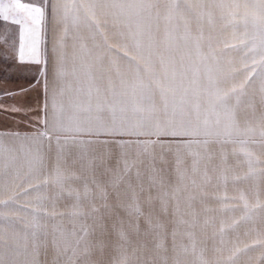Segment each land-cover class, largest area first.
Returning a JSON list of instances; mask_svg holds the SVG:
<instances>
[{
  "label": "snow or ice",
  "instance_id": "obj_1",
  "mask_svg": "<svg viewBox=\"0 0 264 264\" xmlns=\"http://www.w3.org/2000/svg\"><path fill=\"white\" fill-rule=\"evenodd\" d=\"M162 7L165 27L164 39L161 41L157 39V34L160 30ZM217 10L220 12V22L231 30L232 39L231 42L224 41L223 47H220L219 43H213L216 37L209 33L205 51L203 31L199 36H191L189 17L195 11L198 20L207 17L208 24L214 26L217 22ZM0 20L18 26L19 62L35 64L42 62V33L46 20L51 22L55 56L54 86L67 74L69 54L66 40L71 32L76 42L73 45V63L79 58L81 70L90 80L86 92L77 89L75 96L69 99V110L65 109L63 103L57 102L54 92L51 115L45 113L43 128L31 136L13 133L7 138L12 144H6L5 137L0 136V158L7 157L9 164L23 159L28 166L24 182L16 185L7 199L0 198V264H38L35 259L39 249L37 240L42 238V233L47 228L46 217L49 216L46 203L51 202V215L55 217L59 194L65 190L69 196L75 191V202L70 215L85 218L79 228L73 227L70 233L76 245L71 249L72 256L76 255L82 242L85 245L84 253L87 254L91 248L89 238L97 228L101 231L105 229L104 215H97L101 208L97 206L95 196L89 199L88 184L85 183L83 194L71 187L77 178L73 169L82 163L84 154L81 153L80 158L72 156L66 151L69 144L91 145L101 142L99 138L102 136L134 137V140L117 141L121 148L134 145L139 151L137 159L131 163L125 154L123 169H119L118 165L116 182L125 174L130 175L137 162H143L140 157H148L152 161L149 167L154 174L149 176L147 202L151 203V188L158 184L161 189V204L166 210L175 201L176 212H179L178 194L182 190L188 191L190 187L186 183L189 177L183 159L185 154L192 157L191 187L198 189H206L211 183L209 165L216 159L214 149L217 147L221 164L227 159L225 146L231 144L234 146L233 152L238 146V150L244 153L249 173L255 171L256 158L247 149L248 140L245 138L256 136L257 129L250 122L251 119H256L259 147L264 151V0H193L192 3L187 0H9L4 3V0H0ZM179 21H183L182 33ZM189 40L192 41L191 49L186 54L181 53L177 59L180 41L187 47ZM76 44L79 45L78 51ZM234 52L243 53L239 57V67L236 66ZM85 58L91 63H87ZM93 67L106 72V76L102 77L107 79L106 88L94 86L92 81L95 78L91 75ZM75 70L74 68L73 71ZM41 74H44V70ZM45 90H48L47 80ZM257 92L260 97L258 117L257 109L253 107ZM63 94L64 90L61 89L59 95ZM246 96L251 98L247 106L252 111L250 116L245 115L242 123L238 106L241 98ZM104 113L110 114V117H105ZM83 137L96 139L85 140ZM141 137L148 139L142 140ZM152 137L155 139H151ZM16 142L20 144L19 149L15 146ZM102 143L106 144L107 141ZM157 146L161 157L165 148L169 152L174 149L177 183L170 192L165 189L164 177L155 173ZM202 163L204 167L201 172ZM182 164L185 165L183 169ZM19 175L17 170L15 176ZM140 175L137 168V179ZM261 177L264 179V172ZM218 179L226 183L228 177L222 172ZM93 183L97 185L102 207L107 211L108 193L95 178ZM129 187L132 185L129 184ZM139 187L143 191V183ZM4 188L0 184V191ZM53 190H58V193L50 195ZM204 194H207L206 191ZM28 198H34L37 203L21 204V201ZM217 198L223 202L227 199V194ZM195 199L196 195L190 192L189 209ZM238 199L243 201L245 210L240 219H250L251 206L243 192ZM257 206L264 211V205L259 201ZM127 207L137 217L144 215L135 189ZM27 208H31V212L25 211ZM86 208L90 210L86 211ZM59 215L62 217L63 213ZM189 215L191 220L181 217L178 223L194 228L196 213L191 211ZM12 216L25 218L19 221L23 223V231L11 219ZM88 218L92 220V224L87 223ZM145 221L151 229L163 227L158 220H154L151 212L145 216ZM118 223L121 225L118 229L120 239L126 240L123 221ZM236 223L238 221L235 220L231 224L222 221L220 233L223 234L226 227L233 228ZM116 227L114 223L113 228ZM56 232L61 237L65 236V230L59 226ZM184 234L188 237L189 245L180 247L187 253L190 246L195 253L193 232L186 231ZM172 235L175 247L176 232L173 231ZM20 240L24 241L25 250L29 240L32 241L31 260L17 259L21 254L18 251ZM223 242L221 238V243ZM6 243L15 247L5 249ZM68 250L69 245L66 243L63 253L66 254ZM57 251L59 255L58 245ZM241 251L243 249H234L227 258L229 264H237L236 257ZM66 264H73L71 256L67 257ZM84 264H88L87 256ZM117 264H130L128 256L124 255ZM175 264H181L178 257ZM200 264H207L202 254Z\"/></svg>",
  "mask_w": 264,
  "mask_h": 264
},
{
  "label": "crops",
  "instance_id": "obj_2",
  "mask_svg": "<svg viewBox=\"0 0 264 264\" xmlns=\"http://www.w3.org/2000/svg\"><path fill=\"white\" fill-rule=\"evenodd\" d=\"M67 44V43H66ZM51 53L47 58V63L44 68V75L41 83V92L38 103L39 108V129L43 128L42 121L45 119V113L49 116L52 113V98L53 93H56V100L58 103H63L66 110L68 109L69 99L74 97L77 89H83L85 92L89 86V76L81 70V60L77 58L73 63V45L70 43L67 45V51L69 54L68 63L66 65L67 74L58 83L53 85V74L55 69V56L53 53V43L51 42ZM78 46L76 49L78 51ZM207 49V47H205ZM185 53V52H184ZM233 56L236 57V66H240L238 52H234ZM87 63H91L90 60L85 58ZM239 62V63H237ZM76 69L73 71V69ZM92 77H94L95 87L106 88L107 79L102 78L106 76V72L99 70L96 67L92 68ZM48 82V90H45V82ZM258 87V86H257ZM64 90L63 96L59 95L60 90ZM250 97H242L239 107V117L243 123L245 115H251L252 108L247 106V102ZM259 101L260 97L258 92L255 94L253 107L257 109L256 116H259ZM235 104L236 101L234 100ZM105 117H110V114L104 113ZM130 115V114H129ZM251 125L257 129V134L254 138H245L248 140L247 149L251 151L256 158V167L253 173H249L248 164L244 157V153L237 150L233 152V145L228 144L225 146L226 162L221 164L219 149H214L217 153L216 159L213 164L209 165V174L212 177L211 183L206 186V189H198L191 187V163L192 157L185 154L183 157L187 166V175L189 179L186 181L190 185L188 191H181L179 193V212L175 210V201H172L165 210V206L160 201L139 202L144 215L137 217L131 209L127 207L130 202L126 201H111L107 202V209H125L128 210L124 213L125 217L145 220V216L151 212L154 220L166 221L168 231V244L167 248L160 250H150L149 255L143 261L147 264H175L177 257L181 264H200V257L202 254L203 260L207 264H229L227 258L232 254L235 248L243 249V251L237 254V264H264V211L261 207L257 206V201L261 205H264V179L261 177V173L264 172V151H261L259 147V127L256 119L250 120ZM38 129V130H39ZM16 132H11L9 136ZM20 134V133H19ZM33 132L20 134L21 136H31ZM8 138V137H7ZM155 139V137H152ZM83 139H96L94 137H83ZM129 139H135L124 137H105L99 138L97 143L91 145H71L67 146L69 153L72 156L80 158L81 153L84 154V158L81 164H78L73 170L82 172L79 178L84 177L86 183L90 186L91 191H97V185L93 183V178L102 186L105 187L108 194L112 193H127L129 192V184L137 182L136 178L131 177L133 174V167L131 173L125 174L123 178L117 183L116 172L119 169H123V152L126 153L129 148H121L117 141ZM142 140L148 139L147 137H141ZM8 140V139H7ZM107 141V143H102ZM7 142H11L8 140ZM16 145L20 146L19 142ZM54 145V142H53ZM55 146V145H54ZM103 149H102V148ZM106 147V148H105ZM135 147L134 145L131 148ZM113 148V149H112ZM73 149V151L71 150ZM112 149V150H111ZM122 152V153H121ZM167 153V191H171L177 183L176 164L174 149ZM129 159V158H128ZM18 160V159H17ZM23 165L26 162L23 159ZM130 160V159H129ZM12 165V164H11ZM119 165V169H118ZM182 169L185 167L181 165ZM203 163L201 164V172L203 171ZM215 169V170H213ZM224 172L228 179L225 183L222 179H218L221 173ZM79 175V174H77ZM239 177V179H234ZM130 178V180H129ZM199 183V177H197ZM170 181V183H169ZM130 182V183H129ZM217 185H219L217 187ZM133 187V185H132ZM206 191L207 194H204ZM137 192V190H136ZM192 192L196 195L195 201H192V208L189 209L188 195ZM243 192L249 205L251 206V218L247 220L240 219L244 215L243 201L238 199L239 194ZM227 194V199L221 202L217 197H223ZM234 197H237L234 199ZM98 207H102V202L96 203ZM191 211L196 213V225L194 228H189L186 224L178 223V220L183 217L184 220H191L189 215ZM111 215H115V212H110ZM127 218V219H128ZM238 221L233 228H225L223 234L220 233L221 222L225 224H231L233 221ZM207 221V222H206ZM173 231L176 232L175 247L173 240ZM186 231H191L194 234V240L196 243L195 253L192 252L189 246V251L185 253L180 247L181 245H189L188 237L184 234ZM223 238V243H221ZM247 246V247H246ZM163 249V248H162ZM147 253V252H146ZM159 254V255H158ZM158 255V256H157Z\"/></svg>",
  "mask_w": 264,
  "mask_h": 264
},
{
  "label": "rangeland",
  "instance_id": "obj_3",
  "mask_svg": "<svg viewBox=\"0 0 264 264\" xmlns=\"http://www.w3.org/2000/svg\"><path fill=\"white\" fill-rule=\"evenodd\" d=\"M9 0H4V3H8ZM188 3H192L193 0H187ZM216 24L209 25L207 22V17L203 20H198L195 11L189 17V27L191 36H199L201 30L205 37V47L207 45V37L211 33L216 39L213 41L214 44L219 43L220 47H223L224 41L231 42L232 32L230 29L226 28L222 22H220V12L216 11ZM175 23V21H174ZM181 24V33L183 21H179ZM164 27L165 21L163 20V7L161 8V20H160V30L157 34L158 40L164 39ZM51 42L53 43V25L50 21L46 20L45 29L42 33V43H41V60L40 64L35 63H20L18 60L17 50L19 47V33L18 26L6 23L0 20V136L5 137L6 144H12L13 142H7V137L11 132H16L23 134L24 132L35 133L39 129V111L40 104L38 103L40 92H41V83L43 75L42 70H44L47 63V58L51 53ZM67 45L70 43H76L73 40L72 33L70 32L67 40ZM180 50L176 52L177 59H179L181 53L185 54L191 49L192 41L189 40L188 46L184 47L183 41H180ZM76 46L79 47L78 44ZM90 46V45H89ZM207 49H205L206 51ZM194 55V52H193ZM243 53H238V56H242ZM46 62V63H45ZM239 63V62H237ZM153 139V138H151ZM154 140V139H153ZM17 149L20 146L15 145ZM102 148V147H101ZM106 148V147H105ZM103 149V148H102ZM113 149V148H112ZM111 149V150H112ZM73 151V149H71ZM68 151V150H66ZM138 149L136 147H129L126 153L123 152L122 155L127 154L131 163L133 160L137 159ZM157 158L154 162L155 173L164 177L165 180V189L167 190V153L166 148L163 153V157L160 154V148H156ZM69 152V151H68ZM122 153V152H121ZM72 155V153H71ZM140 160L143 162H137L136 166L133 167V174L131 177L136 178L137 182L134 181L132 184L133 187L129 188L127 193H115L108 194L107 202L111 201H126L130 202L133 189H135L136 195L139 198V202H147L148 196V186H149V176L153 175V169L149 167L152 164V161L148 157H140ZM137 168L140 170V178L137 179L136 172ZM162 169V171H161ZM19 170L20 175L15 176V172ZM74 171V170H73ZM28 172L26 165H23L22 160H16L12 165L9 164L7 157L0 158V184L4 185L5 188L3 191H0V198L7 199L8 195L11 194L12 190L16 185H19L24 182L25 174ZM76 173V179L71 187L74 190H79L83 194L84 185L86 180L84 177L79 178L80 173ZM79 174V175H77ZM15 178V179H14ZM14 179V182H13ZM130 180V178H129ZM130 183V182H129ZM143 183L144 189L140 190L139 185ZM89 184V183H88ZM26 186V185H25ZM89 187V199L93 196L96 198V203H100L99 193L95 190L91 191ZM161 189L157 184L151 188L152 201H160ZM58 193V190H53L51 194ZM75 197V191L72 195L69 196L67 190L62 194H59V199L56 204L57 215L53 217L52 204L51 202L46 203V208L49 212V216L46 217L47 228L42 233V238H38L37 243L39 244L38 254L35 259L38 261V264H66L67 257L71 256L73 259V264H84L85 256H87L88 264H117V262L124 256L127 255L130 261V264H137V257L139 258V264H144L145 259L147 258L150 250H158L155 248H160L164 250L167 248L168 244V231H167V222L159 221L163 225L161 229L155 230L149 228L145 220L128 218L124 216L126 213L125 209H107L104 211L101 208V211L97 215H104V225L105 229L101 231L100 228L96 229V232L93 236L89 238L91 243L90 251L86 254L84 253V242H82L76 250V255L72 256L71 249L76 247L74 239L70 236L73 227L79 228L80 224L84 222L85 218H74L70 215L72 211V204ZM24 203H37L34 198H28L27 200L21 201V204ZM19 205H17L18 207ZM31 208L25 209V211L31 212ZM89 211L90 209H85ZM63 213L61 217L59 213ZM110 212H115V215H111ZM43 215V213H41ZM128 218V219H127ZM11 219L17 222V227L20 230H24L23 223L19 221L24 220L23 216H12ZM30 219V217L28 218ZM123 221L122 228L126 233V240H121L118 234V229L121 225L118 223ZM88 224H92L90 218L87 219ZM116 223V229L113 228V224ZM59 226L65 230V236L61 237L56 228ZM31 231V229H27ZM69 245V250L66 254L63 253L65 244ZM160 247H157V245ZM18 251L21 253L17 259L23 261L25 259L31 260L32 257V241L29 240L27 249L25 250L24 241H19ZM57 245L59 247V255L57 251ZM9 247H15L11 243L5 244V249ZM163 248V249H162ZM25 251L27 254H25ZM147 252V253H146ZM159 255V254H158ZM157 255V256H158Z\"/></svg>",
  "mask_w": 264,
  "mask_h": 264
}]
</instances>
